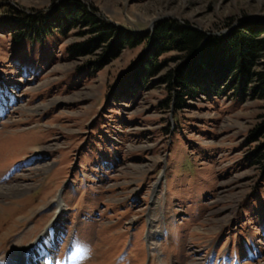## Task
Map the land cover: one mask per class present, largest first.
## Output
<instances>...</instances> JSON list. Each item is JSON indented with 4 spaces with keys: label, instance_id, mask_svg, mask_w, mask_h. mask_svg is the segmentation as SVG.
<instances>
[{
    "label": "rangeland",
    "instance_id": "1",
    "mask_svg": "<svg viewBox=\"0 0 264 264\" xmlns=\"http://www.w3.org/2000/svg\"><path fill=\"white\" fill-rule=\"evenodd\" d=\"M64 1L0 0V19L8 8L52 11ZM80 1L146 36L170 18L206 36L264 24V0ZM8 28L0 20V187L27 189L0 197V264L29 263L55 201L62 205L44 261L264 264V160L254 153L263 137L251 136L264 99L228 90L188 95L177 107L162 76L184 52H162L166 64L135 84L120 75L146 39L96 65L107 46L69 51L97 33L82 20L38 38Z\"/></svg>",
    "mask_w": 264,
    "mask_h": 264
},
{
    "label": "trees",
    "instance_id": "2",
    "mask_svg": "<svg viewBox=\"0 0 264 264\" xmlns=\"http://www.w3.org/2000/svg\"><path fill=\"white\" fill-rule=\"evenodd\" d=\"M0 20L15 37L26 34L32 38L44 36L54 28L62 32L82 20L97 33L92 36V43L89 40L73 43L69 45V51L78 56L91 52L95 45L107 46L104 57L96 61V65L116 55L121 47L134 46L146 39L149 47L133 60L124 76L120 75V78L129 77L135 84L148 80L166 64L158 59L162 52L169 49L184 52L181 61L162 76L170 95L174 93L177 107L185 96L219 95L228 90L240 99L247 96L264 99V59L258 60L264 53V24L259 21L250 20L224 34L206 36L201 30L173 18L162 19L146 36L118 29L91 13L80 0H65L52 11L8 8ZM111 36H114L113 40H110ZM178 56L181 55L173 58ZM262 116L261 122L251 131L254 139L263 137L254 148L259 161L264 160V112Z\"/></svg>",
    "mask_w": 264,
    "mask_h": 264
},
{
    "label": "bare ground",
    "instance_id": "3",
    "mask_svg": "<svg viewBox=\"0 0 264 264\" xmlns=\"http://www.w3.org/2000/svg\"><path fill=\"white\" fill-rule=\"evenodd\" d=\"M26 189H27V185H12V186L8 185V186L0 187V197L4 196L7 198V197L18 196L20 193H22ZM155 199L153 196L152 207H154L155 204H157V200L155 201ZM55 204H56V207H55V211H54V217L52 218L50 223L46 226L45 232L41 234L39 239L36 241L35 245H33L34 246V252H33L28 264H54L52 257L48 261H44L41 259V256L45 252L47 254L51 253L50 252V245L53 243V240H54V234H53L54 222L57 221L56 218L60 212L59 210H60V207L62 205L60 201H58L57 203L55 201ZM151 208L149 209V211L151 210ZM147 218H148V221H149L151 227H153V225L155 223V219L152 217L151 213L150 214L148 213ZM151 229H153V228H151ZM152 232L150 235V239H153L155 237V234H156L155 231L153 233Z\"/></svg>",
    "mask_w": 264,
    "mask_h": 264
}]
</instances>
